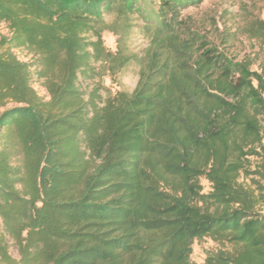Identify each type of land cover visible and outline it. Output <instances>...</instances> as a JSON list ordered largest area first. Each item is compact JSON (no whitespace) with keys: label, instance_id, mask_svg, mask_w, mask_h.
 Wrapping results in <instances>:
<instances>
[{"label":"trees","instance_id":"trees-1","mask_svg":"<svg viewBox=\"0 0 264 264\" xmlns=\"http://www.w3.org/2000/svg\"><path fill=\"white\" fill-rule=\"evenodd\" d=\"M203 1L0 0V264H264V21L231 57Z\"/></svg>","mask_w":264,"mask_h":264},{"label":"rangeland","instance_id":"rangeland-1","mask_svg":"<svg viewBox=\"0 0 264 264\" xmlns=\"http://www.w3.org/2000/svg\"><path fill=\"white\" fill-rule=\"evenodd\" d=\"M146 13L153 12V6L145 7ZM184 16L190 18V23L196 26L204 35L205 40L210 45L219 46V40L223 34H236L230 47H225L226 52L231 57H241L244 54L256 49L257 41L249 39L244 28L255 20L264 21V0H205L197 7H191L183 11ZM0 33L6 34L3 25L0 26ZM104 44L107 48H115V36L109 32L103 34ZM147 41L140 35H134L131 39L130 48L134 52H141ZM20 55V54H19ZM129 67L124 73L115 79L104 78L105 86L111 91L117 90L131 91L137 82V75ZM34 88L40 96L46 97L45 90L38 83H34ZM203 191L210 190V185L205 179L200 180ZM217 245L210 239H203L195 242L192 246L191 261L193 264H204L206 249H214Z\"/></svg>","mask_w":264,"mask_h":264}]
</instances>
